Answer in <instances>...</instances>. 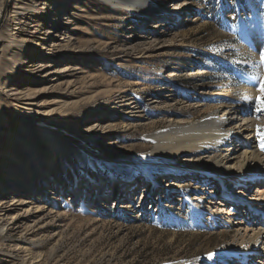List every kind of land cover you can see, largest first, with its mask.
<instances>
[{
    "label": "rangeland",
    "instance_id": "374dc122",
    "mask_svg": "<svg viewBox=\"0 0 264 264\" xmlns=\"http://www.w3.org/2000/svg\"><path fill=\"white\" fill-rule=\"evenodd\" d=\"M153 2L163 10L0 0V264H264V251L243 263L232 250L244 226L264 249V209H252L261 147L257 164L245 161L256 179L232 195L194 174L162 185L192 159L159 157L147 139L235 103L264 126V0ZM227 144L211 157L229 155Z\"/></svg>",
    "mask_w": 264,
    "mask_h": 264
},
{
    "label": "bare ground",
    "instance_id": "6f19581e",
    "mask_svg": "<svg viewBox=\"0 0 264 264\" xmlns=\"http://www.w3.org/2000/svg\"><path fill=\"white\" fill-rule=\"evenodd\" d=\"M101 2L108 4L115 8H125L133 12H155L161 11L163 9H153L154 0H100ZM185 3V2H184ZM188 6L181 5L180 12H185ZM59 14V13H55ZM28 58V57H27ZM215 94H221L220 92H215ZM250 105L254 107V101L249 102ZM238 103L234 105H224L220 115H217L216 111L213 110L209 112L206 116H203L198 119L191 120L189 122L183 123H174L171 122L166 127L161 128L147 136V139L154 143L155 149L154 152L159 157L165 156L170 158L171 160L179 159L181 156H189L192 159V163L182 164V166L173 165L171 174L164 175L161 180L162 185H167L169 189L173 190V186L170 185L173 180L177 176H184L182 179H178V181H182L187 177V174H194L195 178L202 177L204 182L209 183L213 182L209 177L215 179L216 184H220L223 188L226 187V193L235 194L236 186L248 187L251 183L249 182V178L255 180L256 173L258 171L249 173L247 165L245 164L247 161L253 162V164H257L260 160L259 152H260V144L259 139L257 137V123L256 121H252V118L255 116L253 109L247 110L246 112L241 111ZM237 118V119H234ZM252 121L249 123H244V121L249 120ZM37 130L39 132H45L48 136V143L51 148L54 149L58 147L61 150L59 143L54 141L50 142L54 135L50 129H47L42 126H38ZM229 130H232L231 134ZM230 136V139L227 141L226 137ZM234 139V140H232ZM227 142V151L231 150L229 155H224L221 157V160H216L214 157H211L214 151L218 148L219 143ZM234 142L233 146H240L239 149L231 148L232 142ZM152 153V154H153ZM208 154L206 157L205 155ZM13 155V154H12ZM35 158V156L33 155ZM194 158V159H193ZM208 158V159H206ZM12 159V158H10ZM206 159V160H204ZM241 159V160H239ZM162 161V160H160ZM246 161V162H245ZM165 162V161H162ZM52 163V161H51ZM50 163V164H51ZM170 164V161L168 163ZM227 164V165H223ZM171 165V164H170ZM12 170V169H11ZM182 170V171H181ZM7 171V170H6ZM9 172V171H8ZM46 172L49 171L46 169ZM184 174H183V173ZM11 173V172H10ZM13 174V173H11ZM253 175V176H251ZM52 176V175H51ZM175 177V178H174ZM245 178H248L245 180ZM214 181V183H215ZM83 184V183H80ZM2 189L4 187L3 184ZM184 183L182 186L178 185L179 192L183 191ZM234 192V193H233ZM213 194V193H211ZM243 194L238 190L236 197H241ZM259 199L263 200L259 204L253 206V210L256 213H262L264 209V190L258 188L256 194ZM97 197V195L95 196ZM224 200L215 201V204H222L225 202V198H228V195L224 194ZM214 199V198H213ZM218 199V198H217ZM252 197L246 199L249 204L252 201ZM220 200V199H219ZM5 203L4 198L0 199V204ZM225 206V205H224ZM259 208V209H258ZM222 212L225 213L226 216L233 213V209L229 207H218L214 212ZM216 212V213H217ZM228 217V216H227ZM240 229V228H239ZM248 226H244L243 233L240 235L239 240L241 241L237 248L232 250H242L244 256L247 259L254 258L255 255L260 254L263 255L264 249L260 248V245L263 242H259L261 233L260 230L256 231L253 226L249 231H252L251 235H247L249 231L247 230ZM234 253H237L234 252ZM31 254V259H34L36 256ZM29 254V255H30ZM255 261V260H254ZM260 263V261H255V263Z\"/></svg>",
    "mask_w": 264,
    "mask_h": 264
},
{
    "label": "snow or ice",
    "instance_id": "6c2138e0",
    "mask_svg": "<svg viewBox=\"0 0 264 264\" xmlns=\"http://www.w3.org/2000/svg\"><path fill=\"white\" fill-rule=\"evenodd\" d=\"M259 58L261 62H264V50L260 51ZM259 96L256 97V111L264 112V78L259 81ZM247 99H251L250 97ZM257 134L260 137V147L264 151V126H257ZM209 258H212V254L209 253Z\"/></svg>",
    "mask_w": 264,
    "mask_h": 264
}]
</instances>
